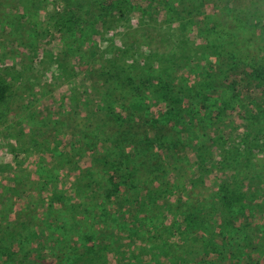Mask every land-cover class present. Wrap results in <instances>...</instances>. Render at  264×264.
Listing matches in <instances>:
<instances>
[{
  "label": "rangeland",
  "instance_id": "obj_1",
  "mask_svg": "<svg viewBox=\"0 0 264 264\" xmlns=\"http://www.w3.org/2000/svg\"><path fill=\"white\" fill-rule=\"evenodd\" d=\"M101 1L0 0V67L12 85L0 104V256L9 264L34 256L37 264H74L81 254L79 264H264V64H252L264 62V32L242 21L240 32L208 38L213 50L203 55L200 27L221 29L213 5L231 0H123L126 12L121 0L109 9ZM180 17L201 25L183 32ZM224 20L232 26L231 15ZM224 42L228 59L217 60ZM239 50L246 63L233 67ZM109 52L119 61L132 55L130 68L147 79L93 87V75L111 68ZM234 81L240 94L229 88ZM103 94L120 104L150 98L139 125L161 118L196 156L173 163L159 153L160 166L140 165L136 174L128 157L91 165L70 117L88 123L104 108ZM206 94L220 105L207 110ZM185 103L192 114L184 115ZM113 173L123 187L109 196ZM225 180L245 195L231 211L219 199ZM180 210L196 222L184 225Z\"/></svg>",
  "mask_w": 264,
  "mask_h": 264
},
{
  "label": "trees",
  "instance_id": "obj_2",
  "mask_svg": "<svg viewBox=\"0 0 264 264\" xmlns=\"http://www.w3.org/2000/svg\"><path fill=\"white\" fill-rule=\"evenodd\" d=\"M110 1L112 2L113 0H102L101 4L104 3V6L109 9ZM124 3L125 2L121 0V6H119V9L122 12H126L127 10H129L124 6ZM213 6L218 7V10L213 12V15L216 16V21L221 26V29L217 28L215 31H206L207 29H203V27H200V29L202 30L201 33L205 31V33L203 34H205L204 37L207 43L198 44V38L195 39V42L200 46L203 55L205 50H213L210 43L212 42V40H208V38H223V36L227 38L229 36H232L233 34L240 32L239 23L242 21L250 23V25L252 26L251 30H253V32L255 30L264 32V0H231L227 1L224 6H221L220 2H217ZM230 15L232 18V26H230V22H225L224 20L228 18V16L230 17ZM73 17L74 15L72 12L70 17L64 18L62 20L64 21L62 23L70 24ZM179 19L181 23V30L183 32L187 31L189 26L191 27L196 23L201 25V22L199 20L196 21L194 17H180ZM73 27L74 25L68 29V32L72 31L71 29H73ZM207 33H209V35ZM204 37L200 36V38ZM226 44L227 42L222 43L221 52H218V54L215 52V59L218 60L221 59V57L222 60L228 59L227 56L229 55V52L227 51V49H229V47ZM128 56L129 55H127L123 61H119L113 53L109 52V56L106 58V61L109 62V66L111 68L106 69V74L103 73L98 76L93 75V87L108 88L109 85H114L115 87L119 88L120 85L128 83L135 84L136 82H138V78L140 76H144V78L147 79L146 74H143L141 71L137 72V70L130 68V63L132 60H135V58L130 55L131 61H127L126 59ZM232 59L234 60L233 67H235L234 64L236 66H239L240 63H246V57L245 55H243L242 50H239L238 57L236 54V59L233 57ZM186 64L187 63L185 62V65ZM252 64L254 67H256L259 64H264V62L256 61ZM185 65L182 64V67H186ZM102 66L105 65L103 64ZM132 67H135V65ZM143 69L144 68H142L141 70ZM107 80H112L113 82ZM229 81L230 79L227 80V82ZM114 82L116 84H114ZM236 84L237 81H234L231 82L229 86L231 92L234 95L240 94V91L237 90L238 86ZM262 85L264 87V84H259V89L262 88ZM204 87L206 89L205 84ZM193 90H195V88L191 85V92H193ZM181 91L182 88L180 85L172 83L171 92L173 93V95L175 94L179 96V94H181ZM11 92L12 85L6 77L4 71L0 67V104L8 102L11 96ZM259 92H262V90H260ZM262 93L264 94V92ZM100 99L101 103L102 101L105 103V106H103V109L98 108V110L89 117L88 123L84 122L82 124V122L78 120V117H76V114L72 113L71 117L69 116L71 119L70 121L73 124L71 128L74 136L80 141V143L82 144V148H88L87 157L91 159V165L97 164L99 167H102L103 162L105 163V165H108V159H110L112 157L111 155L113 154V159L115 160L119 158L126 159V157L131 158L130 163H132L133 167L136 169V174L139 172L138 167L140 165L151 166L152 164H156V166H160V154H162L163 152H166V155L172 158L173 163L184 162L187 159L191 158V154L193 157L196 156L195 153L197 152V150L194 149H192L191 154L189 155L191 145L188 144L189 142L187 138L179 136V133H175V131L172 130V127L167 128L163 126L161 118H155L154 121L156 123V126H153V124H150L147 121H145V124L139 125V120L144 116L138 115H141L143 113H150L149 111L152 108V100L150 98H129L128 96H126L125 98H123L121 104L119 102V99L115 97H109V100H107L106 102V94L101 95ZM193 99V97L188 98L186 102H195ZM178 102H180L179 97L173 100L169 99L168 104L175 105ZM201 102L203 103V105H205L206 109L208 107L207 110H210L214 105H220L218 100L214 99V102H211L210 96H207V94L202 96ZM187 107L188 106H186L185 103V109H187L186 113L184 114L185 116L193 113L191 108ZM177 111L178 113H182L181 108H178ZM182 116L183 114L176 117V120L178 121L177 125L178 123H181ZM185 116L183 117L182 121H185ZM5 119V117L0 115V125L4 123ZM167 119L171 120L170 118ZM155 127L157 128L156 130ZM130 144L132 145V147L130 146ZM186 148H188L187 151H185ZM200 149L201 152L204 150V148ZM115 160H112L109 163L114 165ZM126 171L130 170L126 168ZM118 175L119 174L113 173L109 177L110 185L112 186L109 187V196L117 193L123 187L118 180ZM131 181H133V183L135 182L134 177L131 178ZM232 181L230 182L225 180L224 182H222L221 186L223 193L219 195V199L221 207L225 211H231L233 207L243 205L240 201H244L245 197V195L238 194L233 190V183L235 181ZM92 186L93 184L88 185L90 192L92 191ZM136 201L140 202V198H137ZM170 201L174 202L172 198L170 199ZM179 216L183 220L184 225L190 226L191 223L196 222V220L193 218V215L187 210H180ZM33 231L35 232V230ZM31 252L32 250L29 253ZM3 257L4 256H0V264H9V262L12 260ZM33 258L34 259H32L27 264H37V258L35 256ZM76 260L77 262H74V264H79L85 261L82 254ZM13 261L15 262V264H25V260L15 258Z\"/></svg>",
  "mask_w": 264,
  "mask_h": 264
}]
</instances>
